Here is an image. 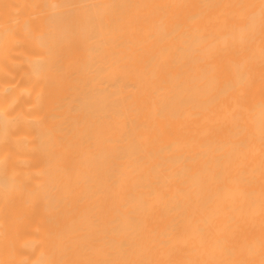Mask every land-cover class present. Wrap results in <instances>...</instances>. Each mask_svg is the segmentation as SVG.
I'll return each instance as SVG.
<instances>
[{
    "label": "bare ground",
    "instance_id": "obj_1",
    "mask_svg": "<svg viewBox=\"0 0 264 264\" xmlns=\"http://www.w3.org/2000/svg\"><path fill=\"white\" fill-rule=\"evenodd\" d=\"M259 3L0 0V264L259 259Z\"/></svg>",
    "mask_w": 264,
    "mask_h": 264
},
{
    "label": "snow or ice",
    "instance_id": "obj_2",
    "mask_svg": "<svg viewBox=\"0 0 264 264\" xmlns=\"http://www.w3.org/2000/svg\"><path fill=\"white\" fill-rule=\"evenodd\" d=\"M32 7L28 5H3V20L4 26L7 28L9 23L16 22L15 16L19 15L20 8ZM115 7V6H113ZM231 7H235L239 10L238 15L243 19L247 16V9L257 7L256 5H234ZM260 10V36H261V56L264 58V0H260L258 5ZM8 9H17L15 15H11L8 12ZM200 19L199 16L193 15L191 17L192 22H196ZM227 23V21H225ZM243 51V49H241ZM264 67V66H262ZM243 95V94H241ZM262 104H264V90H262ZM260 136H261V167H262V174H264V112H262V120H261V127H260ZM240 147L242 149L247 150V143L242 142ZM260 240H259V259L252 258L254 253L251 249L248 250V258H233L237 255V249L230 248L227 249V255L229 258L223 260H209V261H186V262H175V264H264V190H262V201H261V209H260ZM211 235V233H209ZM217 236V245L219 246L222 243H226L227 241L219 239L221 236L220 232L216 233ZM205 238V234L201 232V241L203 243ZM221 251H224L221 249ZM63 264H151V262L146 261H137V262H117L111 260H80V261H71V262H63Z\"/></svg>",
    "mask_w": 264,
    "mask_h": 264
}]
</instances>
